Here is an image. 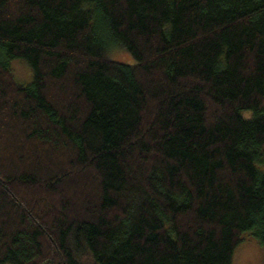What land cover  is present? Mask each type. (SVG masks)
<instances>
[{
    "label": "trees",
    "instance_id": "16d2710c",
    "mask_svg": "<svg viewBox=\"0 0 264 264\" xmlns=\"http://www.w3.org/2000/svg\"><path fill=\"white\" fill-rule=\"evenodd\" d=\"M263 104L264 0H0V264L264 251Z\"/></svg>",
    "mask_w": 264,
    "mask_h": 264
},
{
    "label": "rangeland",
    "instance_id": "374dc122",
    "mask_svg": "<svg viewBox=\"0 0 264 264\" xmlns=\"http://www.w3.org/2000/svg\"><path fill=\"white\" fill-rule=\"evenodd\" d=\"M109 57L124 64H131L133 62L131 56L127 52L116 47L111 49ZM8 65L17 83L22 85L30 83L31 69L25 61L21 59H11ZM250 116L251 113L249 111L242 112L243 118H249ZM257 167L261 170L264 169V163L257 164ZM231 264H264L263 248L248 232L241 235V241L233 251Z\"/></svg>",
    "mask_w": 264,
    "mask_h": 264
}]
</instances>
